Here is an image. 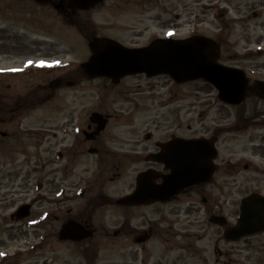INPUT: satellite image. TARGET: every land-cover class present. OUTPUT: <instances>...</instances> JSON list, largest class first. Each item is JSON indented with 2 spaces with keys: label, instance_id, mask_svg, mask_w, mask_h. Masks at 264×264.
Returning a JSON list of instances; mask_svg holds the SVG:
<instances>
[{
  "label": "rangeland",
  "instance_id": "1",
  "mask_svg": "<svg viewBox=\"0 0 264 264\" xmlns=\"http://www.w3.org/2000/svg\"><path fill=\"white\" fill-rule=\"evenodd\" d=\"M249 1L251 3L246 5ZM144 2L146 0L129 2L120 0L114 5L107 4L104 8L92 12L89 19L93 18L99 32L128 42L131 39L130 35L120 30H125L128 26L136 27L137 30L145 27V18L139 21L134 19V15L143 13ZM172 2L173 0L163 2L164 19L176 20L172 16L177 14L172 8ZM186 2L187 0L175 1L180 10ZM190 2L188 7L194 14L187 18L178 12V25L181 27L178 35L185 37L194 28L193 31L196 33L216 39L220 44V63L241 67L250 77L251 83L255 79H261L260 77L264 78V54L244 55L246 62L238 61V54L242 56L248 46L253 50L260 46L264 49V10L261 11L264 4L258 3V0ZM25 3L27 20L30 18V21H36L40 9L32 7L29 0ZM21 6L23 7V4L19 0H0V69H3L0 71V83L4 84L0 89L4 95L12 96L20 104L27 102L32 105H28L30 109L26 114L27 120L20 129L17 149L19 151L14 154L15 160H18L17 164L2 166L4 162L8 163L5 158H0V182L2 177H7V181L10 179L8 177L16 174L18 179L14 190L18 197L16 200L21 201L26 196L27 199L31 198L33 193L35 205L32 216L28 218L30 222L25 223L3 218V215L8 213L6 211L8 204L0 205V264H87L80 254L78 256L65 252L58 241L57 234L61 221L68 217H64V211L71 207H80L79 201L68 202L65 207L63 201L57 203L63 179L61 169L65 165L58 160V152L84 139V135L77 130L89 131L88 126L93 113L109 117L107 129L94 144L130 153V160L126 162H129L127 170L111 187L113 193L125 190L139 172L149 167L144 157L157 150V143L170 140L171 135L186 138L202 137L215 129L221 133L218 147L223 153L219 160L222 167L219 173L221 176H216L215 186H219L223 191L224 215L233 223L236 201L238 200L239 216L241 199L253 193L258 184L264 189V164L244 170V165L251 163V155L255 150L264 155L263 101L253 96L239 107L223 106L217 98V90L212 85L201 80L178 85L168 76L148 79L138 75L124 79L119 85H113L109 80L102 78L85 80L81 65L90 58L91 53L87 48H83L85 45H81L84 41L71 33L70 27H65L63 18L60 19L61 30L57 28L58 22H44L43 26L25 25L23 23L25 18L22 20L21 17L14 16L16 11L21 10ZM256 12H262V16L255 17L253 14ZM150 15L157 17L154 12ZM154 26L155 28L148 29L138 40L141 44L146 43L154 34L160 33L159 29H156L158 25ZM117 27H122L120 32L115 31ZM222 27L225 28L218 36ZM44 28L48 33L40 30ZM38 41L43 43L35 46L39 47V50H26L28 44ZM29 61L32 63L29 64ZM41 61L44 62L43 65ZM57 79H63L61 88L49 92L47 87ZM67 81H76L77 85L66 86ZM7 86H10L9 90ZM48 94L50 98L45 101ZM245 127L248 129L244 130ZM23 130H29V134ZM149 135L150 137H147ZM77 136L80 139H77ZM259 144L261 148L255 147ZM79 149L80 146L77 144L70 152L69 166L72 168L77 163L68 182L78 181L79 176L89 177L92 173V163L97 160L96 156L87 151L84 155L85 151ZM229 160L235 163L234 168L230 166ZM253 161L260 163L257 158H253ZM108 164L110 166L113 164L112 159L104 164L102 169ZM27 176L30 177L28 183ZM37 182L44 184L41 192L37 191ZM211 188L207 191H211ZM188 200L189 198L183 197L177 203L163 206L167 209L160 215H154V222H172L177 219L179 224L176 228L179 231L190 224H202L191 227V231L202 234L201 229H206L207 224L204 215L197 214V211H194L196 214L191 217L174 214V210L176 212L179 209H186ZM149 212L150 210L145 212L146 216L153 218ZM57 215L61 218L60 221L56 220ZM48 219L50 221L44 225ZM93 221L113 224L114 229L119 227L114 224L121 222V219L116 213L108 211L103 215L101 212L98 213L97 220L94 218ZM32 224H36V228H30ZM209 229L211 253L210 256H204L207 264L223 260V257L217 258V255L213 254V245L218 240L221 241L218 244L223 251L226 248L231 254V249L233 250V256L236 258L232 256L230 259L238 258V264H264L262 252L264 234L238 242L237 252L236 245L221 240L218 229L214 226ZM45 235L48 236L47 244L43 242ZM97 259L99 261L96 264L123 262L116 253L111 255L103 253ZM149 262L195 264L184 252H165V245L162 252H158Z\"/></svg>",
  "mask_w": 264,
  "mask_h": 264
},
{
  "label": "flooded vegetation",
  "instance_id": "2",
  "mask_svg": "<svg viewBox=\"0 0 264 264\" xmlns=\"http://www.w3.org/2000/svg\"><path fill=\"white\" fill-rule=\"evenodd\" d=\"M19 1L23 4V7L21 6V10L16 11L14 13V16L16 18L21 17V19L23 20L26 16V10L24 8V6H27L25 3L26 0ZM29 1L32 7L35 6L40 10L38 11V14L36 16V21H30L29 18L27 20L29 21L28 24L43 26L44 22H58L59 26L57 28L61 30L62 27L60 26V19L63 18L64 23L66 25L65 27H70L72 31L71 33L76 34L77 38H80V40L82 39L84 41L81 45H85V47L83 48H87L90 53L91 43L96 39L113 40L127 48L135 49L146 47L156 39H164L165 37L179 39L178 34L181 27L178 25V12L183 16L185 15L187 18L194 14V11L192 9H189L188 7V4L191 3V0H187V2L183 5L182 10H180L177 4L175 3V1L177 0H173L172 8L177 11V14L172 16L176 18V20L172 18L164 19L162 11L165 10V8L163 7V2L166 0H146V2L142 4L145 7L143 13L134 15V19H136L137 21L145 18L146 24L143 29L137 30L136 27L128 26L125 30H120L122 27H117L115 30L125 31V34H129L131 39H129L127 42L122 38H114L111 37L109 34H103L99 32V27L95 23L93 18L89 19L92 12L104 8L107 4L114 5L115 3L120 2V0H97L95 1V3H91L87 9L78 7V1L76 0ZM129 1L131 0H128V2ZM208 1H210V3L212 2V0ZM215 1L222 2V0H214V2ZM192 2H194V0H192ZM250 3L251 2L249 1L246 3V5H249ZM258 3L264 4V0H258ZM147 6H149V8H147ZM261 7V11H263L264 5H262ZM151 12H154L157 17L151 16ZM226 12L227 11L225 10V13ZM253 15L255 17L262 16V12H256ZM154 24L158 25L156 29H159L160 33L154 34L146 43L141 44V42H139L138 40L147 33L148 29L152 27L155 28ZM224 28L225 27H222L220 32H218V36L220 35V33L223 32ZM193 29L194 28L190 30L191 32L186 35L185 38L193 37L199 34L196 33L195 30L193 31ZM43 30L47 31L45 28ZM41 44L43 43L40 41L33 42L32 44H28L26 50H39V47L35 46ZM218 45L220 47V44ZM257 45L259 46L261 44ZM253 54L256 56L263 55L264 51L262 49L254 51L248 46L246 48V52L244 54H241L242 56L238 54V58L240 59H238V61L246 62V57L244 55L251 56ZM238 69H241V67L238 66ZM260 78L261 79H255L253 83L255 84L258 81H264V78ZM68 82L69 81H67L66 83ZM72 83V86L77 85L76 81ZM3 86L4 84L0 83V87ZM9 88L10 86H7L8 90ZM49 98L50 95H46L45 101L49 100ZM28 105L32 104H29L27 102L24 104H20L19 101L15 100L12 96L9 97L4 95L0 89V158H5L8 163L6 164V162H4L5 164H1L2 166H11L17 164L18 162V160H15V155L19 151L17 150L19 145L18 137L21 133L20 129H22V125L27 120L26 114L30 109ZM93 125L95 124H89V132H93L96 130V125ZM28 131L23 130V132L29 134ZM236 132H238V129L236 130ZM80 134L84 135V139H81L80 141L73 143L71 146H68L67 148L63 149V153L60 154L61 160H63L65 163L62 169L63 179L60 184L61 186H64V196L62 198V203L65 207L68 202L79 201L80 207H71L65 210L66 212L64 211V217H68L62 219L59 230L64 225H67L69 222H75L77 224L82 225V227H84L87 232L83 230L80 232H73L70 236L65 237H61L59 234H57L59 244L66 250L65 252L75 253L78 256L80 254L85 259V262L87 264H96V262L99 261V259L97 258L103 253L108 255H111L112 253L118 254L123 259V262L121 264H152L149 261L155 258L158 252H162V247L163 245H165V252L167 253L173 251L184 252L188 255L190 261L194 262L195 264H207L208 261L204 260V256H210L211 253V239L209 229L211 228V226H214L215 229L219 230V232L221 233V240H223L225 243L236 245V251L238 252V236L235 241H229L226 239L227 228L232 226L238 227V200L236 201L237 208L236 212H234V222L232 223L230 222V219L226 218V216L224 215L225 199L223 191L219 188V186H215L216 176H221L219 175V173L221 172L222 167L221 164H219V160L221 156L223 157V153L218 147L221 137V133L219 131L215 129L213 132L210 133L209 131L207 135H204V137H207L208 139L212 140L217 148V152L214 153L215 156L213 157V161H211L212 159H210L214 168V175L209 184L203 187L196 186L193 188L192 191L186 194H181L176 197L172 202L166 204L147 203L142 205H123L119 204L118 202L121 198L130 196L135 192L137 187V178L134 179L131 185L128 184L127 188L123 191L113 193L111 190V187L113 186L114 182L120 180L123 176V173L127 170L129 162H126L130 160V153L123 152L121 150H111L99 146V144H94L95 142L100 140L102 134L96 137L93 141L87 139L85 131L83 129H80ZM147 137H150V135ZM171 137H173V135ZM77 139L80 138L77 137ZM164 143H157V150L153 153H148L144 157L146 161H148L147 163L149 164V167L142 170L141 172L147 170L156 171L158 176L156 177V179H154V184H160L161 175H164L167 172H165L164 165L160 161H151L148 160V158L151 155H155V157L157 156L158 158L157 160H159L162 156L161 153L164 150ZM77 144L80 146L79 150L85 151L84 155H86V153L88 152L89 154L94 155V157L96 156L95 158H97V160L96 162L94 161L92 163V173L89 177L79 176L78 181L68 182L72 173H74L77 163L76 162L75 165L71 168L69 166V155ZM200 153H203V155ZM200 153H196L194 154V156L196 157L197 154L198 156L202 155V157L209 156V152H206V150ZM254 154L257 157L264 156H260L257 150H255ZM137 156L141 157V155L139 154H137ZM236 156H238V153H236ZM111 159L113 161V164L111 166L108 164L105 166L104 169H102L103 165L109 162ZM196 159L199 158L196 157ZM230 161L231 160L228 161L230 166L234 168L235 163ZM251 166L253 167L255 166V164L247 163L244 165V169L247 170L251 168ZM107 168L108 170L106 172ZM100 172H102V174H98ZM6 178L7 177H2V181L0 182V205L8 204V207H4H7L6 211L11 212L18 207L20 202L25 201L27 199V196L24 197L21 201H19V199L16 200V198L18 197H16L14 190L16 188V183L18 180L17 175L14 174L13 177H8L10 179L7 181ZM29 180L30 177L27 176V183L29 182ZM258 183L259 182H257V184ZM21 187L23 188V186ZM39 187H41L42 189L44 188L41 183H38V188ZM211 187H214V189H212ZM208 188H211V191H207ZM253 194L264 195V189L260 188L258 184ZM183 197L189 198V200L186 202V209H179L178 211H176L177 213L174 210V214H183L191 217L196 214L194 211H197V214L204 215V217L207 219V224L205 225L206 229H201L202 234H198L196 231H191V227L193 228L196 226H202V224H190L188 227L181 228L179 231V229L176 228L179 224V221L177 219H174V221L172 222H154V215H160L165 209H167L163 208V206H168L177 203ZM29 199L32 200L31 203L34 205L35 201L33 200V193L32 197L28 198L27 200ZM147 210H150L148 214L153 216V218H148L146 216L147 214L145 212ZM108 211H111V213H116L121 219V222L114 224L119 225V227H115L114 229H112L113 224L110 225L108 223H94L93 219L95 218V220H97L98 213L101 212V214L103 215ZM94 212L95 216H93ZM215 217H225L226 219H228V225L226 224V226H222L221 222L216 220ZM5 219L7 220V218ZM60 219L61 218L57 215L56 220L60 221ZM9 220H16V222H18L17 219L13 216H11ZM48 221L50 220L48 219L44 223V225ZM174 230H176V232H173ZM204 232L205 234H203ZM47 240L48 236L44 238L45 244H47ZM219 242L221 241L218 240L216 241V244L213 245V254L215 256L217 255V258L223 257V260L216 261V263L214 264H238V258L234 260L230 259L234 254L233 250L231 249V254L228 253L225 248L226 244H224L223 248H225V251H223L219 247ZM263 246L264 245H262V247ZM234 257L236 258V256H233L232 258ZM228 258L229 260H227Z\"/></svg>",
  "mask_w": 264,
  "mask_h": 264
},
{
  "label": "water",
  "instance_id": "3",
  "mask_svg": "<svg viewBox=\"0 0 264 264\" xmlns=\"http://www.w3.org/2000/svg\"><path fill=\"white\" fill-rule=\"evenodd\" d=\"M78 7L87 9L97 0H76ZM84 2V3H81ZM94 52L82 68L87 78L105 77L118 84L127 76L146 74L148 77L168 75L178 84L198 80L213 85L219 92L221 101L230 105L242 104L249 92H255L264 99V82H257L249 88V80L244 72L225 67L217 63L218 52L215 43L206 37H193L186 41L160 40L150 47L131 50L110 40H95L91 44ZM60 81L52 83L56 89ZM102 116L94 114L92 121L99 123L94 135H98L105 127V121H99ZM93 135V136H94ZM211 144L204 140L183 141L173 140L164 147V164L170 174L163 177V184L154 185L157 177L152 171L141 174L138 178V190L134 197L122 203L147 204L166 202L176 198L182 192H188L194 185H203L212 177V159L215 154ZM204 150L209 156L202 157ZM198 154L196 159L194 154ZM26 207V217L29 215ZM222 225L225 220L217 218ZM72 225L63 228L61 235L70 236L75 230ZM81 230V228H78ZM238 231V233H237ZM264 231V201L257 196L246 199L242 205V214L238 229L228 230V240L238 239Z\"/></svg>",
  "mask_w": 264,
  "mask_h": 264
},
{
  "label": "snow or ice",
  "instance_id": "4",
  "mask_svg": "<svg viewBox=\"0 0 264 264\" xmlns=\"http://www.w3.org/2000/svg\"><path fill=\"white\" fill-rule=\"evenodd\" d=\"M32 62L31 61H29V64H31ZM42 65L44 64V62L43 61H41L40 62ZM0 71H3V69H0ZM13 71H20V69H13Z\"/></svg>",
  "mask_w": 264,
  "mask_h": 264
}]
</instances>
